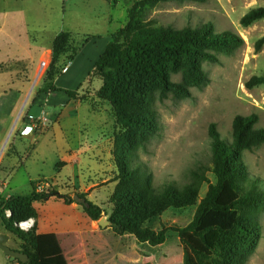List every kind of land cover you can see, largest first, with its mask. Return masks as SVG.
Listing matches in <instances>:
<instances>
[{"label":"rangeland","instance_id":"374dc122","mask_svg":"<svg viewBox=\"0 0 264 264\" xmlns=\"http://www.w3.org/2000/svg\"><path fill=\"white\" fill-rule=\"evenodd\" d=\"M137 1L0 0V171L10 159L17 156L25 158L33 147L36 155L31 167L37 177L59 170L58 156L62 140L53 131L58 132L63 111L53 98L59 93L44 90L67 74L71 62L80 57L92 39L108 37L110 42L111 36L126 26L128 12ZM260 7H264V0H208L205 3L170 2L146 12L145 22L153 27L198 29L212 24L216 33L237 34L245 45L231 55L210 51L216 61L201 60L209 81L201 89L191 88L189 98H182L161 83L151 81L149 90L159 127L145 143L138 135H133L128 142L122 138L125 130L110 107L111 114L102 120L111 129L103 126L99 132L104 136L108 135V131L111 134V156L100 159L99 165L106 164L100 173L95 172L97 176L91 174L87 180L98 190L97 200L102 203V218L106 221L112 218L115 209H120L117 219L129 209L127 205L118 207L114 200L120 174L118 164L122 162L121 159L126 161V153H133L135 157L129 163L152 174L156 188L168 183L183 187L191 181V172L199 168L206 169V177L214 183L210 126L216 124L221 137L231 141L235 117L256 114L259 116L256 128L264 129V85L251 89L246 87L251 78L264 76V46L259 52L255 47L256 42L264 37V20L247 28L241 25L245 14ZM60 32H70L71 41L68 51L54 63L52 47ZM43 60L48 61L49 65L41 71ZM95 64L84 62L91 72ZM171 81L175 84L186 82L184 65L180 72L171 75ZM100 84V79L92 76L77 89L80 100L76 101L94 111L95 108L101 112L109 110L111 105L101 99L96 91ZM45 95L46 103L41 107L36 106L38 98ZM30 115L37 118L45 116L49 121L35 126L29 120ZM33 136H36L33 140L36 143L31 141ZM18 146H23L25 151L20 154ZM243 162L250 178L259 180L260 189L264 191V144L254 151H246ZM18 172L12 175L11 188L14 189L13 193L26 196L30 189L26 173L24 170ZM54 189L61 195L71 196L73 200L75 195H87L70 181L58 183ZM208 189L209 183H204L200 198L207 194ZM237 197L235 192L226 189L219 203L227 205ZM196 210L197 207L171 209L162 215L161 222L167 227L186 228ZM238 217V212L223 214L209 211L194 231L184 233L175 242L154 248L133 240L129 249L116 255L112 254V247L104 235L93 240V245L80 257L84 259V264H185L187 257L192 264H198L193 250L214 257L219 235L217 228L231 229ZM97 225L100 228L99 221ZM248 226H255L258 233L254 247L247 250L242 244H234L233 248L247 255L246 264H264V209ZM108 232L110 238L114 236L112 229ZM116 242L119 244L120 240ZM8 245H12L10 241Z\"/></svg>","mask_w":264,"mask_h":264},{"label":"trees","instance_id":"16d2710c","mask_svg":"<svg viewBox=\"0 0 264 264\" xmlns=\"http://www.w3.org/2000/svg\"><path fill=\"white\" fill-rule=\"evenodd\" d=\"M208 0H139L128 12L126 26L111 36L104 52L98 58L93 71L89 75L96 76L102 82L98 96L107 101L125 132L122 138L131 141L138 135L142 143L149 140L150 135L158 129L157 114L153 110L151 81L161 83L167 90L182 98L191 97V88H203L208 83L201 60L216 61L210 51L231 55L245 45V41L232 32L216 33L212 24L198 29L186 27L176 29L153 27L145 22L146 12L160 4L170 2L205 3ZM264 20V7L250 10L241 19L244 28ZM71 41L70 32H60L53 42V62H58L68 51ZM264 46V37L256 42V51ZM186 67V82L175 84L171 75ZM52 76L51 81H53ZM50 85V84H49ZM264 85V76L253 77L246 87ZM45 92L65 93L73 100H80L79 90H67L51 84ZM259 116L238 115L233 121L232 140L223 139L216 124L209 128L212 146V173L215 182L206 177V169L199 168L191 172V181L183 187L176 183H168L156 188L153 176L141 167L129 163L133 153H126V161L118 164L119 177L115 189L114 200L117 206L129 207L126 213L119 215L114 210L107 228L106 238L112 247V254L125 252L133 240L148 247H163L181 238L184 233L194 231L206 212L214 211L223 214L238 212L235 225L225 230L217 228L218 240L215 256L211 257L197 250L193 255L198 264H246L247 255L233 248L234 244H242L247 250L254 247L258 235L255 226L249 227L264 209V191L260 189L259 180L250 178L243 162L246 151H254L264 144V129H257ZM116 140V139H115ZM126 147V146H125ZM124 148V146H123ZM125 150V148H124ZM125 152V151H124ZM61 163L58 167H61ZM204 183H209L207 194L200 198ZM33 193L30 196H12L0 203V218L7 231L23 240V252L29 256L26 264H46L41 260L38 250L36 227L29 232L22 231L17 225L37 218L34 203L46 201L50 197L64 199L66 203H75L68 195L58 192L38 194L35 191L36 181L32 183ZM226 189L237 194L230 204L222 205L219 200ZM86 199L85 195H79ZM200 201V202H199ZM88 206H83L93 221H100L104 211L101 207L86 199ZM120 204V205H118ZM197 207L192 222L186 228L167 227L161 217L171 209L184 210ZM11 212V218L6 217ZM114 236L110 238V231ZM120 240L119 244L116 242ZM19 264V261H17ZM185 264H192L185 258Z\"/></svg>","mask_w":264,"mask_h":264},{"label":"crops","instance_id":"0c3cea01","mask_svg":"<svg viewBox=\"0 0 264 264\" xmlns=\"http://www.w3.org/2000/svg\"><path fill=\"white\" fill-rule=\"evenodd\" d=\"M108 43V37L92 39L86 45L80 57L71 62L67 74L56 80V86L67 90L80 88L88 80L91 73V69L87 70L90 67L85 66L84 62L90 61V63L95 64ZM101 86L102 82L96 87V91H99ZM66 96L67 94L62 92L58 96L53 97L61 108L60 111H63V119L61 124L57 126L58 132L53 131L54 129L49 130L56 132L58 134L57 137L62 140V148L58 156L59 164H62L61 167L54 174L39 175L37 177L38 175L33 173V168L31 167L32 160L36 155L35 147L29 151L25 158L17 156L10 159L0 171V201L9 199L12 196H19L13 193L14 189L13 187L11 188L13 185L12 175L18 170H20L18 174L24 170L30 186L29 194L26 196H30L33 193L32 183L41 178L52 180L55 186L58 183L70 181L80 187L82 193L85 192L87 194L86 199L88 201H92L103 209L102 203H98L97 200L98 190L95 189L94 184L88 183L87 180L91 174L97 176L95 172L100 173L102 167L106 164L99 165L100 159L111 156V134L108 131V135L104 136L99 132L100 127L103 126L108 127L107 130L111 129L110 126H105L104 119L102 120L103 117L111 114V106H109V110L105 109L103 112L97 111L96 108L94 111L91 107H83L82 104L76 106L74 103L62 107L61 104L66 99ZM46 100L47 95L39 97L35 105L41 107V105L46 103ZM38 110L36 109V111ZM35 137L31 138L34 143H36L33 141ZM22 147L18 146L20 154L23 150L25 151ZM10 170L13 171H11L12 174L9 177ZM34 208L37 212V218L33 220L34 227L37 230L39 255L46 264H84L85 261L80 255H83L86 249L93 245V240L106 236L107 232L102 230L101 227L99 228L96 221L90 219L83 205L76 202L68 204L64 199L54 196L46 201L35 202ZM0 234L9 235L12 245L18 243L17 247L10 245L12 249L23 250L25 242L9 233L1 218ZM90 241L91 244L89 243ZM0 251L2 252L0 253V264H19L17 261H10L1 249ZM75 256L78 258L75 259Z\"/></svg>","mask_w":264,"mask_h":264},{"label":"built area","instance_id":"2783aa9c","mask_svg":"<svg viewBox=\"0 0 264 264\" xmlns=\"http://www.w3.org/2000/svg\"><path fill=\"white\" fill-rule=\"evenodd\" d=\"M48 65H49V62L46 60H43L40 64L41 71H43ZM72 103H74L76 106L81 105L80 101H75L70 96L67 95L66 99L61 104V106L66 107ZM29 120L32 121L35 126L47 124L49 121V119L45 116L37 118V117H34L32 115L29 116ZM54 187H55V184L52 180L41 178V179L36 181L35 191L38 194L47 195V194H50V193L55 191ZM6 217L11 218V212L10 211H6ZM18 226L24 231H29V230L34 228V220L30 219L26 222L18 224Z\"/></svg>","mask_w":264,"mask_h":264},{"label":"water","instance_id":"95a60500","mask_svg":"<svg viewBox=\"0 0 264 264\" xmlns=\"http://www.w3.org/2000/svg\"><path fill=\"white\" fill-rule=\"evenodd\" d=\"M51 198V197H50ZM48 198V199H50ZM74 201L83 206H88L86 199L81 198L79 195L74 196ZM112 223L110 221H106L105 218H102L99 221V226L105 229L107 226H111ZM10 241V236L7 234H0V249L4 252V254L9 257L10 261L15 262L19 261L22 264H26L29 261V256L23 252L12 249L8 243Z\"/></svg>","mask_w":264,"mask_h":264}]
</instances>
